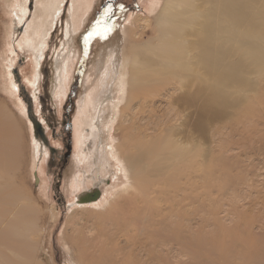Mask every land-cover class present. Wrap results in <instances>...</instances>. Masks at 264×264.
<instances>
[{
    "label": "bare ground",
    "instance_id": "1",
    "mask_svg": "<svg viewBox=\"0 0 264 264\" xmlns=\"http://www.w3.org/2000/svg\"><path fill=\"white\" fill-rule=\"evenodd\" d=\"M31 1L7 0L16 14L10 30L25 22ZM66 1L35 0L38 11L21 41L34 57V83ZM77 8L70 9L56 57L54 92L65 77L61 70H67L68 57L76 52ZM138 20L139 16L134 24ZM147 21L145 29L150 26ZM122 26L112 28L101 42L90 68L89 81L98 93L92 98L86 90L82 98L76 157L84 158L83 148L93 140L94 149L83 159L84 174L94 176L93 183L123 175L121 191L135 195L112 203L103 195L93 203V193L77 198L71 209L106 211L101 220L113 223L112 228L107 222L96 226L90 237L73 239L67 233L78 264H264V196L254 179L257 165L249 166L240 157L235 162L224 158V149L236 147L245 153L264 147V0H167L153 31L156 37L148 44H135V58L126 47L127 26ZM170 77L185 90L176 99L181 105L178 113L186 115L181 128L164 127L169 138L141 135L135 143H114L111 131L116 122L118 130L129 122L139 92ZM14 122L6 107H0V240L6 230H16L19 207H28L21 192L6 185L13 177L8 163L18 152L10 151L8 124ZM222 175L228 179L218 190L222 198L212 201L209 181ZM231 189L238 203H244L242 209L237 202L232 211L224 209L223 197ZM12 248V243L6 246ZM3 259L7 258L0 251Z\"/></svg>",
    "mask_w": 264,
    "mask_h": 264
},
{
    "label": "rangeland",
    "instance_id": "2",
    "mask_svg": "<svg viewBox=\"0 0 264 264\" xmlns=\"http://www.w3.org/2000/svg\"><path fill=\"white\" fill-rule=\"evenodd\" d=\"M6 2L7 0H0V107H6L15 119V125L8 124L13 142L10 151H18L14 160L8 163L11 165L10 169H13V177L6 185L16 187L21 192V200L28 207H19L16 230H6L0 240V251L7 258L5 261L1 260L0 264H78L76 249L66 241L67 233L73 239L80 235L90 237V230L106 225L105 222L112 228V221L109 218L101 220V214L106 211L71 209L77 198L87 193L94 195L99 192L100 196L94 197L93 203L99 202L102 195L112 203L114 199L118 202L135 195L132 194L134 192L127 194L121 191L126 183V180H120L123 175L109 176L104 179V183H93L96 178H88V174H84L87 168L84 160L89 158V152L94 149L93 140L83 148L86 158L76 157L81 141L78 118L82 98L86 95V90L92 98L98 93L95 83L89 81L90 68L101 42L112 28L119 25L127 26L126 41L129 42L127 46L123 44L122 48L126 46L131 55L137 50L135 44L150 43L156 37L153 31L157 28L156 21L166 7L167 0H67L65 12L48 39V46L38 69L40 78L35 83L33 80L37 71L34 57L21 45V41L26 26L38 11L36 2L32 0L29 3V14L25 22L13 31L9 26L14 18L16 20V14L11 13ZM89 5V9H86ZM72 6L78 7L75 16L78 28L73 38L76 52L68 57L70 63L67 70H61L65 77L54 92L55 61L63 45ZM138 16L142 21L138 20L134 24ZM146 21L150 26L145 29ZM182 85L183 83L178 84L177 79L170 77L154 88L140 91L129 110V122L119 130L120 122L115 123L111 131L114 143L120 146L129 140L135 143L141 140V135L144 139L152 136L163 139L167 136L163 131L164 127L181 128L186 115L178 113L181 105L176 99L185 91ZM177 114L179 115L176 116ZM237 139H232V142ZM163 143H166L165 139ZM158 146L160 149L164 148L161 142ZM257 147L247 149L245 153L236 147L224 149V158L235 162L240 157L249 166L256 164L258 169L254 179L255 183L258 182L259 194L264 196V147ZM34 160L38 162L34 164ZM222 176L216 181H209L208 190L210 188L212 201L220 202L222 198L218 195V190L224 188L228 181L227 176ZM83 177L88 178L85 183L81 181ZM231 191L233 189L228 190L229 195L223 197L226 211H232L230 209L238 203L237 196L232 195ZM82 200L84 203L89 202L88 197L86 201ZM238 204L242 209L244 203ZM71 217L74 218L72 225ZM10 243L13 248L7 250L6 246Z\"/></svg>",
    "mask_w": 264,
    "mask_h": 264
},
{
    "label": "water",
    "instance_id": "3",
    "mask_svg": "<svg viewBox=\"0 0 264 264\" xmlns=\"http://www.w3.org/2000/svg\"><path fill=\"white\" fill-rule=\"evenodd\" d=\"M98 195L100 196V193L99 192H97L96 194H94L93 196H92V198H94V197H98ZM89 200V199H88Z\"/></svg>",
    "mask_w": 264,
    "mask_h": 264
}]
</instances>
